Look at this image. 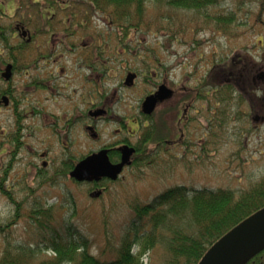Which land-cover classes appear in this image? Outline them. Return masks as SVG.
Masks as SVG:
<instances>
[{
  "label": "rangeland",
  "instance_id": "rangeland-1",
  "mask_svg": "<svg viewBox=\"0 0 264 264\" xmlns=\"http://www.w3.org/2000/svg\"><path fill=\"white\" fill-rule=\"evenodd\" d=\"M19 1L0 0V9L7 13L9 11L13 13L12 17L4 18L3 25L9 22L20 24L27 22L28 13L31 15L35 10V7L29 4L30 1L37 6L35 11L37 15L35 13L32 16L30 20L32 23L29 26L30 29L36 31L34 34L32 33L35 40H33V46L26 60L33 57L39 60L37 67H40L39 72L42 77L53 71L62 77L61 80L69 79L70 83L67 91H64L62 87L58 96H51L55 91L51 92L52 100L64 99V96L72 89L76 90V96L84 92L85 97L92 95L93 99L97 100L101 94L107 93L108 98L111 99L112 91L118 86L122 74L118 73L121 71V67L115 63L121 64L124 62L123 59H125L126 65L137 69L140 62L145 66L148 61H152V58L156 57L158 60H155V66H157V62H161L163 66L158 69L160 72L163 73L166 69L165 72L169 73L170 70L167 71V68L173 65L172 74L175 80L189 74L190 86L201 79L204 67L202 64L205 58L212 56L213 49L217 53L220 52L229 57L234 52H244L248 48L247 52L251 55L255 68L264 63V28L258 23L260 19L264 20V0H219L218 13H222V17L232 16L235 21L233 24L236 26L235 33L228 38L218 36L220 33L213 32L211 26L200 23L198 12L191 9L170 7L162 12L167 17L161 18V11H158L157 5L151 3L152 0H146L147 7H145L142 18H134L136 20L133 21V24L137 23V26L133 25L130 28L123 26L124 29H119L120 26L118 27L116 22H110L105 13L92 11L85 4V0H71L72 3L67 0H55L53 8H51L57 13L53 16L54 21L61 18L64 12L68 13L69 10H72L77 14L79 28L72 39H68V42L66 40L67 45L64 44L65 40L61 42L58 54H55V60L47 59L45 63V59L42 60V55L38 54L44 53L41 42H44L45 38L44 35L38 33L39 27L37 26L43 25L41 19H38L41 13L50 12V9L46 8L47 6H39V0H25L24 2L29 4L28 9H25L27 5L24 6L23 2L24 4L21 6L23 0ZM62 5H66V7L63 12H60L59 8ZM21 13L23 16H20ZM48 14L46 13V15ZM86 15H90V19L87 24L81 26L80 21H85ZM57 25L59 26L53 29L52 34L58 36H62L63 32L67 31L71 33L77 27L69 26L61 32L63 30L61 24ZM161 27H166V29H160ZM171 31H175L177 34L170 36ZM36 34L39 37L38 44L36 43ZM118 35H128L125 48L123 47L125 51L122 54L118 53L122 51L121 43L117 40ZM87 39L92 41L95 48L99 43L101 44V47H97L95 50L91 46L93 54L94 51L105 50V53L110 57L111 64L117 68L115 75H107L108 79L104 83L101 82V85H98L96 79L89 85L83 83L81 73L84 74V71L80 69V65L83 64L81 57L85 51L84 45L87 44ZM102 39L103 41H101ZM19 41L20 37L17 34L9 35L8 45H16ZM77 44L82 45L83 50L70 48ZM133 51L140 54V58L139 56L134 58ZM1 52L5 55L4 41H0ZM107 55H103V57L106 58ZM49 60L51 61L48 62ZM8 62L11 61L8 60ZM21 70L20 73H15L12 77L14 85L25 83L23 75L25 69ZM60 70L61 74H59ZM40 74L39 78H41ZM29 75L33 80V73ZM168 76L170 77V74ZM3 85L0 82V87ZM84 85L88 89L87 92H85L86 90L80 91ZM142 86L144 84L140 82L130 89L119 87L116 97L119 96L129 105H135L145 90V87L142 88ZM39 97L46 99L47 93L42 91V94L38 92L36 95L27 96L28 99ZM23 98L24 96H20V99ZM237 99L232 102L233 111L238 112L237 118L224 116L223 113L227 108L221 107L222 125H217L216 129H213L212 124H207L211 126L206 129L197 123L188 125L185 138L187 144L184 148V167H181L180 163L183 151L175 149L172 151L174 158L170 167H143L141 172L133 167L126 168L119 181L109 183L107 193L98 200L90 198L87 194V185L73 182L67 173L62 171V167H48L43 169L40 174L33 169L28 171L29 167H10L5 179L2 178V173L6 167H0V187L7 188V192L17 202L13 204L7 198L8 195L3 194L0 190V259L8 243H21L25 246L34 244L38 240L39 227L46 221L48 227L50 226V232L54 229L55 232L65 234L67 227L71 226L76 231L74 237L78 239V236H81L86 239L89 252L101 259L113 258V249L116 251L120 248L122 236L128 233L126 241L131 243L133 250L140 249L143 262L156 264L158 260L156 251L144 248L145 240L141 235V232L150 233V224L145 223L140 227V223H138L137 233L139 232L140 238H137L136 241H133L135 231H127L131 219L134 218L132 206L149 202L156 194L173 185L180 184L193 189L221 187L238 192L264 178V124L248 122L247 116H245L247 107L239 98ZM258 106L255 101V113L258 111ZM0 111V123H2L4 116L9 114V110L2 108ZM102 138L106 140L107 134H102ZM5 159L6 157H2L1 160L5 162ZM36 207H41L44 210L51 208L52 212L46 211L45 213L50 215V221L44 220L45 217L42 215L39 220L34 221L29 210ZM17 208L21 217L4 227L13 220ZM47 231L52 234L49 230ZM160 231L164 232L162 229ZM45 242H41V248L35 261L54 255L48 248H43Z\"/></svg>",
  "mask_w": 264,
  "mask_h": 264
},
{
  "label": "flooded vegetation",
  "instance_id": "flooded-vegetation-1",
  "mask_svg": "<svg viewBox=\"0 0 264 264\" xmlns=\"http://www.w3.org/2000/svg\"><path fill=\"white\" fill-rule=\"evenodd\" d=\"M200 1L203 4L200 9H191L198 12V21L211 26L213 32L220 33L218 36H225V38L233 36L234 28H236L233 25L234 18L225 16L227 20L223 23L222 13H218L219 0ZM28 6L25 9H28ZM33 6L35 10L31 15L28 13L27 22L11 23L15 30L19 28L20 39L28 43L31 42L36 32L29 27L32 23L30 20L37 9L36 5ZM65 7L66 5L60 6V12H63ZM55 14H57L56 11H50L46 16L43 12L40 18H37L41 19L44 24L47 18H52ZM21 16H23L22 13ZM4 18L8 17L1 16V23ZM88 19L90 15H86L85 21L81 20L80 25L87 24ZM56 23L77 27L71 33L63 32L65 31L63 29L62 36L52 33L43 36L45 40L41 42V48L44 49L42 52H45L46 48H51L48 55L46 52L40 54L43 57L42 60L45 59L44 63L47 59L55 60V54H58L61 42L63 40L68 42V39H72L79 28L77 14L72 10L68 13L64 12ZM258 23L264 28V20L260 19ZM171 32L170 36L177 34L175 31ZM35 37L38 44L39 37L37 34ZM46 40L49 45H43ZM212 40L214 41V37ZM86 43L81 57L83 64L80 65V69L84 71V74L81 73L83 83L89 85L96 79L98 85H101V82L104 83L108 79L107 75H115L117 68L111 64L110 57L104 49L102 52L94 51V54L91 52L92 49L101 47L100 43L96 48L90 39H87ZM64 44L67 45V43ZM30 46L33 45H27V47ZM123 47L125 48L123 45L122 51L118 53H124ZM70 48L83 50V46L79 44ZM247 50L248 48L244 52H234L227 57L213 49L211 57H204L203 75L193 86H190L189 74L183 76V79L175 80L172 74L173 65L167 68V71L170 70L169 73L165 72L166 69L163 73L160 72L158 69H161L162 63L157 62L155 66V60H158L156 57L148 61L145 66L140 62L137 69L126 65L123 59V63H115L121 67L118 73L122 74L118 86L112 91V98L109 99L107 93H104L97 100H94L92 95L85 97L84 92L76 96L74 89L67 93L64 99L52 100L51 96H58L62 87L64 91H67L70 85L69 79L61 80L62 77L53 71L42 77L39 72L40 67H37L39 60L36 62V67H27L24 70L25 83L21 85L23 90H18L16 89L18 86L12 83V77L22 70L15 71L12 66L10 77L4 81L1 75L5 65L3 62L0 67V82L4 84L0 87V110L2 108L9 110V114L5 115L3 122L0 123V167H7L8 171L10 167H29L28 171L33 169L38 174L48 167H62V171L69 172L81 160L103 150L108 161L116 165L121 161L123 146L133 148V153L129 158V164L123 166L122 172L130 167H170L174 158L172 151L175 149H182L180 163L181 167H184V148L187 144L185 138L190 123L200 124L203 129L211 126L207 124H212L213 129H216V126L221 124V107L227 108L223 113L224 116L237 118L238 112L233 111L232 102L239 98L247 107V114H245L247 119H245L250 123L264 124V63L255 68L253 59ZM132 53L134 58L138 56L140 58V54L136 51ZM0 54L4 55L2 52ZM103 55L109 58H104ZM149 66L151 67L147 69ZM31 73L34 75L33 80L30 79L29 74ZM128 73L135 74L134 82L130 85L125 84L124 81ZM140 82L144 84L142 88L145 87V90L135 105H129L119 96L116 97L119 87L130 89ZM86 85L80 91L86 90L87 92ZM161 86L170 90V94L165 99L156 98L151 110L145 112L144 98L156 94ZM42 91L47 93L46 99L27 98L38 92L42 94ZM53 91L56 93L50 96ZM2 96L7 98V105L1 101ZM20 96L24 98L20 99ZM255 101L259 105L256 113L254 112ZM228 114L233 116H227ZM102 134H107L106 140H103ZM2 157H6L5 162L1 160ZM5 177L2 175V178L5 179ZM118 181L119 179L101 178L98 181H76V183L86 184L87 194L94 200H98L107 193L109 183Z\"/></svg>",
  "mask_w": 264,
  "mask_h": 264
},
{
  "label": "trees",
  "instance_id": "trees-1",
  "mask_svg": "<svg viewBox=\"0 0 264 264\" xmlns=\"http://www.w3.org/2000/svg\"><path fill=\"white\" fill-rule=\"evenodd\" d=\"M24 1H21V6ZM67 1L72 3L71 0ZM85 1L92 11L105 13L110 22H116L118 27L120 26L119 29L123 26L129 28L133 25L137 26V23L133 24V21L138 17L142 18L145 7H147L146 0ZM53 3L55 0H39L40 5L47 6L46 8L49 9L53 8ZM151 3L157 5L158 11H161V18L167 17L162 12L170 7L198 10L203 5L200 0H152ZM1 16L7 15L0 11ZM54 19V17L47 18L46 22L38 29V33L41 35L53 33V29L59 26ZM224 20L227 19L222 17L223 23ZM69 25L61 24L64 30ZM163 28L166 29V27ZM13 31V24L3 25L0 22V41H4L6 55L0 54V67L3 62L8 60L11 61L15 71L36 67L37 58L26 60L31 49V46L27 47V45H33L34 37L30 43L19 41L16 45H8L9 35ZM117 40L123 46L128 40V35H118ZM47 41L43 45H49ZM50 51L51 48L45 49L47 55ZM21 85L19 84L16 89L23 90ZM6 168L2 173L3 176L8 173ZM133 168L141 172L143 167ZM0 190L3 194L8 195L7 198L13 204L17 203L14 201L15 198L7 192V188L0 187ZM262 207H264V178L238 192L221 187L193 189L185 185H173L156 194L149 202L132 206L134 218L131 219L127 231H135L133 241H136L137 238H140L139 232L137 233L138 223H140V227L145 223L150 224V233L141 232V235L145 240L144 248L156 251L155 253L158 255L156 264H198L206 251L223 234ZM18 208L13 220L4 227L21 217L17 211ZM50 209L44 210L41 207H36L30 209L29 213L34 217V221L39 220L41 215L45 217L44 220L50 221V215L45 214L46 211L52 212ZM161 229L164 232H161ZM47 230L50 232L51 229L50 226L48 227V222L45 221L38 229V240L29 246L21 243H8L2 252L0 264H144L140 261L139 255L130 253L131 243L125 239L128 233L122 236L120 248L116 251L113 249V258L101 259L89 252L86 239L81 236H78V239L74 237L76 231L71 226L67 227L65 234L55 232L54 229L50 232L52 234H49ZM42 241H46L43 248H48L54 255L35 261ZM246 264H264V249L254 255Z\"/></svg>",
  "mask_w": 264,
  "mask_h": 264
},
{
  "label": "water",
  "instance_id": "water-1",
  "mask_svg": "<svg viewBox=\"0 0 264 264\" xmlns=\"http://www.w3.org/2000/svg\"><path fill=\"white\" fill-rule=\"evenodd\" d=\"M2 77L8 80L11 75V64H7L2 72ZM134 74L129 73L124 80L126 84H131ZM170 94L165 86H161L156 94L146 96L143 101L145 112H149L153 107L156 98H164ZM4 104L8 100L2 97ZM121 161L111 164L106 153L100 151L81 160L69 172V176L76 181H98L101 178L116 180L124 165L129 164V158L133 153V148L123 146L121 148ZM264 249V207L255 211L240 223L223 234L206 251L198 264H245L254 255Z\"/></svg>",
  "mask_w": 264,
  "mask_h": 264
}]
</instances>
